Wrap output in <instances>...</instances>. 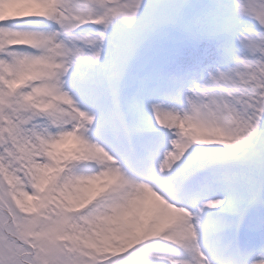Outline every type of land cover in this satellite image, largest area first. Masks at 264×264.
I'll list each match as a JSON object with an SVG mask.
<instances>
[{
	"label": "snow or ice",
	"instance_id": "snow-or-ice-1",
	"mask_svg": "<svg viewBox=\"0 0 264 264\" xmlns=\"http://www.w3.org/2000/svg\"><path fill=\"white\" fill-rule=\"evenodd\" d=\"M0 264H264V0H0Z\"/></svg>",
	"mask_w": 264,
	"mask_h": 264
}]
</instances>
